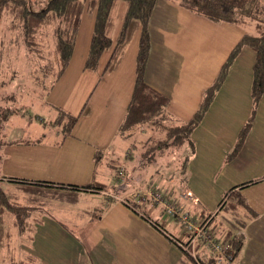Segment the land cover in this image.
I'll return each mask as SVG.
<instances>
[{
  "label": "crops",
  "instance_id": "obj_1",
  "mask_svg": "<svg viewBox=\"0 0 264 264\" xmlns=\"http://www.w3.org/2000/svg\"><path fill=\"white\" fill-rule=\"evenodd\" d=\"M126 9V1H116L106 30L113 41L119 34ZM94 18L95 8L84 11L71 59L46 96L50 110L56 106L78 116L73 135L62 144L52 141L8 143L0 153V176L63 185H85L94 180L105 184L107 178L104 179L105 173L98 168L101 163L95 162L94 155L97 150L105 152L113 142L117 143L116 138H120L116 131L133 89L138 32L130 36L117 66L100 77L112 47L102 53L97 71L84 68ZM148 28L151 47L145 80L168 98V112L182 121L194 116L203 91L217 77L232 48L246 31H252L250 27L230 22L208 20L170 0H156ZM253 61V50L243 47L203 119L192 132L194 148L186 153L189 157L184 173L192 177H186L180 189L190 191L197 205L183 202L178 197L180 190L178 200H174L195 217L216 212L230 188L235 187L234 190L240 192L255 215L246 219L242 229L243 245L233 264H264V94L241 148L235 156L227 158L251 113ZM127 140L135 141L134 145L130 144L134 151L136 144L142 145V140L134 134ZM132 155L136 162L140 153ZM189 164L192 172L187 174ZM243 183L246 184L240 186ZM1 186L34 210L23 231H19L14 215L6 213L7 223L4 220V224L8 236L0 246V261L5 260L4 264L186 262V251L173 241L183 237V229L163 215L160 205L158 208L140 202L137 205H142L141 209L131 208L108 191L92 189H60L79 196L63 202L58 197L59 201L44 198L34 205L36 199L25 187L6 179L1 181ZM152 208L153 217L144 212ZM153 222L159 223V227ZM13 230L21 240L18 249L10 252ZM4 249L7 252L3 254ZM194 252L203 259L211 256L201 240L194 246Z\"/></svg>",
  "mask_w": 264,
  "mask_h": 264
},
{
  "label": "trees",
  "instance_id": "obj_2",
  "mask_svg": "<svg viewBox=\"0 0 264 264\" xmlns=\"http://www.w3.org/2000/svg\"><path fill=\"white\" fill-rule=\"evenodd\" d=\"M116 1L47 0L43 7L35 10L28 0H0V17L5 11L10 13L11 20L8 29L17 31V38L11 42L21 39L26 47L38 57L44 56L45 48L47 47L42 38L45 35H49L51 38L49 44L52 46L50 48L52 53L50 59L52 60H47L39 68L42 72V79L50 75L53 77L48 85L43 86L42 84L44 97L47 96L58 81L71 59L82 15L86 9L95 7V18L84 68L97 71L102 53L112 47L111 55L100 77L117 66L121 53L127 45L130 36L138 32V49L136 53L133 89L116 134L122 139H127L134 134L136 128L146 126L151 130V133L143 139L144 141L142 140L143 142L141 141L142 145L151 142L153 139L162 142L164 146L170 147L171 145L181 146L183 143H187L189 150L191 149L190 152L194 148L192 140L194 128L200 123L212 104L217 92L226 79L228 70L234 59L239 55L243 47H249L254 52L250 86L252 109L227 158L230 159L235 156L246 139L256 107L262 94H264V0H170L208 20L230 22L242 27H250L252 30L246 31L232 48L217 77L203 91L201 102L194 116L187 121L179 120L171 115L167 109L168 98L149 86L145 80V70L151 47L148 23L156 0H124L127 3V9L120 26L119 34L115 41H113L107 35L106 30ZM38 78L37 82L39 84ZM5 98L7 101L4 102L16 99L14 94L0 97V139L4 137L2 132L4 125L12 115L17 113L15 109L7 105L4 106L3 100ZM53 109L56 114L48 122V125L59 133V138L55 143L62 144L67 137L73 135V129L77 123L78 116L71 115L56 106H53ZM44 137L45 135L42 133L36 139L18 140L17 142H39ZM13 142V140L9 141V143ZM161 147L158 146L157 149H161ZM102 156L103 151L97 150L94 155L95 162H101ZM188 157L189 154L185 155L182 163V182V179H186L184 173L186 172L185 167ZM3 179L23 187L48 185L57 187L59 190L70 189L74 191H86V189L103 191L105 188V184L96 180L85 185H63L40 181L28 182L25 179L16 177L4 178L0 176V246L3 239L8 236L4 224V220L6 222V213L14 215L19 231H23L26 227L27 219L34 211L32 206L21 202V199L14 193H9L2 188L1 181ZM245 184H240V186ZM234 188H230L224 194L219 202L218 210L214 212L208 224L210 235L220 243L227 245L225 253L227 255L231 254V264H233L237 253L243 245L244 234L242 229L246 224V219H250L255 215V212L246 203L240 192L234 190ZM33 198L38 199L37 197ZM241 210H244L242 211L244 212L243 214L240 212ZM162 213H164V208H162ZM153 223L157 227L160 225H157V222ZM208 256L210 258L202 260V264L212 263L214 259L213 254L210 252ZM184 257L186 260L184 264H197L188 253L184 252Z\"/></svg>",
  "mask_w": 264,
  "mask_h": 264
},
{
  "label": "rangeland",
  "instance_id": "obj_3",
  "mask_svg": "<svg viewBox=\"0 0 264 264\" xmlns=\"http://www.w3.org/2000/svg\"><path fill=\"white\" fill-rule=\"evenodd\" d=\"M28 1L33 9L38 10L45 5L47 0ZM10 20V13L7 11L3 12L0 17V97L14 94L16 97L14 101L4 102L7 101L5 98L3 103L4 106L7 105L15 109L17 113L10 117L2 129L4 137L0 139V153H2V149L10 140L17 142L24 139H36L42 133H44L45 137L41 141H52L55 143L59 138V133L48 125V122L54 118L56 112L48 108L46 105L47 97L43 95V86L48 85L53 77L50 75L42 79V72L39 70L52 57L50 51L52 46L49 44L51 38L49 35H45L42 38L47 47L45 48L44 56L38 57L26 47L21 39L11 42L17 38V31L8 29ZM37 77H39V84ZM144 127L143 130H140L139 127L134 130L135 138L137 137L138 140H143V138L139 139V137L145 138L151 133L148 127ZM116 142H113L109 149H105V152L102 150L105 158L102 156V162L98 165L99 170L101 169L105 173L104 179L107 178L104 181L105 188L103 191H108L109 194L116 197L117 201L119 200L131 208L138 207L139 209L143 207L142 205H137L140 202H147L149 205H156L158 208L160 205L163 208L164 203H171L175 199L178 200L177 194L179 190L184 189H180L182 186L180 176L183 159L186 153H190L191 150H189L187 143H183L181 146L171 145L170 147L164 146L162 142L153 139L143 145L136 144L134 151L132 150L133 146L130 145L135 144L134 140L122 138L117 140L116 138ZM158 146L164 147L157 149ZM136 152L140 153V156H136L138 159L135 162L132 154H136ZM189 172H192L190 164L187 174H190ZM186 177L188 176L186 175ZM190 177L192 175L187 179H191ZM182 180L184 182V179ZM197 182L204 184L200 180H197ZM114 187L117 188L115 189ZM25 188L30 191L31 197L38 198L33 202L35 205L39 201L44 200V198L58 200L56 198L58 197L63 202L64 200L72 201L79 196L75 192H65L57 188L52 189L55 187L25 186ZM79 203L83 204L84 202L79 201ZM55 212L58 215L56 209ZM144 212L151 216L153 208ZM213 214V212H209L208 214L199 215L200 220L203 223H207V228ZM172 223L175 226L179 225L173 221ZM13 238L14 241L10 247V252L18 249V241L21 240V237L15 231ZM1 252L4 254L7 250L4 249ZM188 254L191 256L190 253ZM9 256L6 258L8 259ZM191 258L196 262L195 258L192 256ZM202 260L205 259L198 258L199 262H202ZM4 262L5 260H2L0 264H4Z\"/></svg>",
  "mask_w": 264,
  "mask_h": 264
},
{
  "label": "built area",
  "instance_id": "obj_4",
  "mask_svg": "<svg viewBox=\"0 0 264 264\" xmlns=\"http://www.w3.org/2000/svg\"><path fill=\"white\" fill-rule=\"evenodd\" d=\"M186 204L190 206H196V199L193 197L190 191L187 189H182L178 196ZM164 213L166 218L172 219L173 221L180 224L183 229V237L174 239L176 244L183 248L186 252L190 253L193 258L196 259L197 264H202L198 261L200 258L194 252V246H196L197 241L203 242L206 249L209 250L214 256L211 264H231L232 256L227 255L225 250L227 245L220 243L218 240L214 239L208 232L207 223H203L199 216H193L185 207L178 206L176 201L163 204ZM187 237V241H185ZM198 257V258H197Z\"/></svg>",
  "mask_w": 264,
  "mask_h": 264
}]
</instances>
